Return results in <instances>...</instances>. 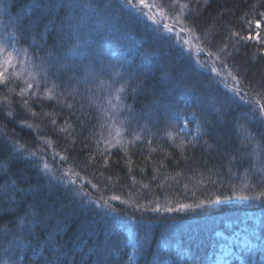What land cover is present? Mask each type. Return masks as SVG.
<instances>
[{
	"label": "trees",
	"instance_id": "trees-1",
	"mask_svg": "<svg viewBox=\"0 0 264 264\" xmlns=\"http://www.w3.org/2000/svg\"><path fill=\"white\" fill-rule=\"evenodd\" d=\"M135 2L138 3V0ZM145 2L151 7L136 12L127 7L122 0H114V3L119 5L115 10V16L120 21L122 31L133 38L131 43L139 46V53L126 61L120 70L127 84L126 91L122 94L125 103L131 105L139 116L155 97L164 95L165 90L175 83L176 77L180 74H186L191 83L198 85L195 88L197 94H210L218 85L219 94L216 99L222 100L224 93L227 92L224 81L211 72L213 67L221 71V66L214 58L210 59L207 52L213 50L211 44L222 38L226 39L231 32H237L241 36L248 35L250 24L253 35L259 31L260 36L264 37V24L259 30L255 28L257 19H264L259 16L264 12V7L259 6L264 0H208L207 4L204 0H199L200 12L207 21L201 26L200 31L195 33L196 37L201 38L199 40L187 30L181 33V25L177 20L165 19L166 16H170L168 9L165 7L162 11L160 7H155L165 0ZM5 3L9 6V14L19 18L17 24L19 31L16 28L11 29L20 38L17 47H36L32 44L33 35L40 43L47 41L48 46L52 44L54 33L51 27L46 30V25L49 20L58 22L64 15L59 7H52L54 0H0V5ZM179 3L187 4L194 9L196 0H179ZM187 11L188 9H185V12ZM171 15H175V12ZM148 16L155 17L161 23L153 24ZM5 19L7 17L0 10V25ZM165 23L171 27V33L164 29ZM40 33H44V36L41 37ZM112 40L113 38L109 36L105 42L106 58L116 61L111 52L120 47H116ZM186 40L187 44L184 43ZM201 47L204 53L198 55L197 49ZM260 47L261 45L256 42H248L246 45L242 44L235 55V63L243 66L249 77L255 76L257 81L264 73V59L257 57ZM39 54L43 55L42 52ZM197 59L201 64H196ZM228 63L232 64L233 61L229 60ZM16 71H20L19 67ZM222 75L227 73L223 72ZM26 78V76L19 80L13 78L12 84L7 87L0 86V197L7 196V199L0 200V204L5 209H10L13 205L8 200L19 201V211L0 213V232L10 229L14 222L19 227L25 203L33 200L40 205L41 216L48 210V205H53L57 210L63 205V210L59 212L63 219V231L59 239L67 252L65 264H80L81 260L84 264H93L96 257L90 253V249L100 245L109 232L114 234L113 239H119L122 246L125 245V229L130 223L129 217L139 222L135 228L136 238L143 239L145 235L149 238L147 254L138 257V264H145V261L152 258L162 235L166 237L173 255L177 246L186 253L181 264H209V254L216 241L215 231L225 230L227 221H236L234 225H238L247 220L248 224L264 232V199L244 201L221 198L218 202L205 203L200 208H189L185 211L135 210L136 203L148 209L155 208L157 204L176 209L180 204L194 205L209 199L215 201L217 195L231 196L233 191L247 195L259 192L258 188L254 191L249 190L254 176L264 178V159L257 150L259 134L264 133V123L256 122L261 120L258 111L254 120L240 119L236 122L235 128H232L230 124L218 125V117L213 109L210 112L211 126L202 128L200 132L202 138L191 145H185L183 153L165 136L162 124L157 126L161 128L159 133L151 127L142 131L141 126L145 123L142 118L133 122L131 128L128 124L117 125L121 132V137L117 139L128 145L127 155L124 149L113 147L107 153L109 166L105 171L103 165L105 145L96 144L102 130L94 118L87 116L85 104L82 109L85 115L81 119H87L88 122L80 132L69 137L74 145L70 150L71 156L76 157L79 154L77 163H80V167L75 168V171L85 180L99 183L101 189L106 188L105 198L119 195L127 204L133 205L128 207L118 201L111 202L120 213L122 223L117 225L113 222V213L98 206V203L88 202L89 198L71 197L69 187L60 183L58 179L53 180L51 175L42 171L43 164L38 162L40 157L44 162H54L53 168L61 172L69 171L72 165L71 159L61 162L59 155L53 154L69 155V152L61 151L63 141H57L50 123L46 127L45 121L40 117L41 110L53 114L60 112L58 118L53 115V118L58 119L59 128L65 125L68 110L63 108L61 111L62 106H57V101L47 99L41 104L33 98L34 102L30 107L23 106L16 95L19 92L16 85L19 83L23 87V79ZM53 83L59 84L55 92H60L66 87V82L60 81H50L47 87L52 88ZM228 83L231 84V81ZM115 87H120V83ZM34 91L42 98L45 96L42 89ZM248 94L252 96V102L245 104L235 99L231 105L232 115L244 113L248 116L250 108L258 110L259 105L255 103L257 99L264 104V98L252 93L251 90ZM228 97L231 98V93H228ZM66 98L70 103L75 102L76 110H81L80 97H76L75 101L71 97ZM187 111L196 109L193 107ZM9 112L12 113L11 116L7 115ZM71 119L75 120L76 117L73 116ZM29 124L33 126L31 129L27 127ZM77 127L79 128V125ZM193 127L195 128L194 124L189 125L190 133L195 134ZM93 129L95 136L92 134ZM132 129H135L143 139L129 143L133 140ZM109 131L115 136V129L103 131V136L107 137ZM149 132L156 134L149 135ZM205 132L208 134H204ZM245 135L250 138L257 137L252 139L246 148L243 147ZM85 137H88L87 148L84 145ZM189 138L191 139V136ZM46 140L51 144L46 146ZM33 152L37 155H31ZM249 156L251 165L248 161ZM82 161H87L91 165L87 172L81 171L84 167ZM13 182L16 188H10ZM83 182L78 181L76 187ZM87 187L93 192L91 199H96L95 190L91 189L90 184ZM249 211L260 214L258 223H255ZM54 222L55 217L50 226ZM129 249L130 247L125 248L124 252L129 253ZM243 255L244 259H247L246 252ZM259 257L258 253L257 258ZM122 259L127 261V264H137V261L128 260L127 255Z\"/></svg>",
	"mask_w": 264,
	"mask_h": 264
},
{
	"label": "snow or ice",
	"instance_id": "snow-or-ice-1",
	"mask_svg": "<svg viewBox=\"0 0 264 264\" xmlns=\"http://www.w3.org/2000/svg\"><path fill=\"white\" fill-rule=\"evenodd\" d=\"M126 3L127 7L141 12L142 8H150L151 6L145 0H122ZM207 4L208 0H204ZM264 7V3L259 5ZM53 8L59 7L64 15L59 21L49 20L46 25V30L51 27L54 33V39L50 46L47 41L40 43L35 35L32 36V44L36 47H16L20 38L16 32L11 29L16 28L18 24V17L9 14V6L7 3L0 5V10L3 11L4 16L7 17L0 25V86L7 87L14 82L13 78L17 80L26 76L23 79L24 86L21 87L17 83L19 92L16 95L20 98V102L25 107H30L31 103L38 100L43 104L44 99L49 101H57V106L67 108L68 116L65 117V125L57 128L58 117L60 112L45 113L43 110L40 112V117L45 121V126L50 123L51 131L57 141H63L62 152H69V155H59L61 162L72 160L69 171L61 172L59 169L53 168L54 162H44L43 158H38V162L43 164L42 171L51 175L53 180H59L70 189L71 197L79 196L89 198L88 202L98 203V206L104 208L106 211L113 213L114 224H121L120 213L117 208L112 205V201H118L121 204H126L128 207L133 205L127 204L126 200H122L119 195H112L105 198L104 192L107 189H101L99 183L92 180H85L81 177L75 168L80 167L79 154L76 157L71 156L70 150L74 148L70 136H74L80 132L87 124V119L82 120L81 117L85 115L82 111L84 105L87 104V116L94 118L99 125L101 137L96 140V144L103 143L104 170H108L109 160L107 153L113 147H119L125 150L127 155L128 145L122 143L118 137H121V132L117 125L123 126L128 124L131 128L133 122L138 118H142L145 123L141 126L142 131L148 130L150 127L156 129V133L161 131L158 125H163L165 136L175 143V146L183 153L185 145H191L195 141L202 138L200 135L202 128H208L212 124L210 112L215 109L218 125L230 124L235 128L236 122L240 119L249 120L255 119L257 111L261 117L257 123H264V104L259 99L255 101L259 105L258 110L250 108V113L246 116L244 113L232 115L231 105L235 99H239L245 104L252 102V96L249 95V90L261 98H264V73L260 75L259 81L255 76L249 77L247 70L243 66L235 63V55L239 47L248 42H256L261 45L257 57L264 59V37L260 36L259 31L254 35L251 33V24L249 25V34L245 36L239 35L237 32H231L226 39L222 38L215 44H211L213 49L207 52V56L211 59L214 58L221 66V71H217L216 67L211 69V72L216 76L221 77L224 81V87L227 92L224 93L222 100L218 101L216 96L219 94V86L211 93L197 94L195 88L198 86L188 80L186 74H180L176 77L175 83H172L169 88L165 90L164 95L155 97L147 109L137 116L136 110L131 105L125 103L123 93L126 91L127 84L121 74V69L124 67L126 61L132 56L139 53V46L131 43L132 37L123 32L121 29L120 21L115 16V10L119 5L114 3V0H54ZM160 7L161 10L166 7L170 16L165 19L172 18L177 20L181 27L180 31L183 33L187 30L197 40L201 39L196 37L195 33L200 31L201 26L206 24L207 21L200 12L199 0H196L195 8H190L187 4H180L179 0H165L164 3L155 5ZM185 9H188L185 12ZM175 12V15L171 13ZM146 15V14H145ZM264 17V12L259 14ZM148 19L153 24L159 25L160 20L155 19L153 16H148ZM264 24V19H257L255 28L259 30ZM164 29L171 33V27L165 23ZM12 37V48H9L7 37ZM43 37L44 33H40ZM111 36L112 42L116 47H123L124 52L116 61L106 58L105 42ZM185 44L188 43L186 40ZM223 45V46H221ZM31 48V51H30ZM43 53L40 55L39 53ZM198 55L204 53V49H197ZM111 55L115 56L116 53L112 52ZM257 57H253L256 59ZM232 60L233 63L229 64L228 61ZM196 64H201L197 59ZM19 67L20 71H16ZM226 72L227 75H222ZM231 81V84L228 81ZM52 81L66 82V87L60 92H55L59 84L53 83L52 88H48L47 84ZM120 83V87H115ZM211 89V83L209 84ZM34 89H42L45 96L42 98ZM136 89H133L135 91ZM15 91V89H10ZM231 93V98L228 97ZM247 96V100L245 97ZM66 97H71L73 101L76 97H80L81 110H76L75 102H68ZM195 107L196 111H187V109ZM11 116L12 113H7ZM35 115V113H33ZM53 115L57 118H53ZM75 116L76 119L71 118ZM194 124L195 134L188 131L189 125ZM79 125V128L77 127ZM139 126V125H138ZM29 129L33 126L27 125ZM115 129V136L112 132H108V136H103V131ZM156 133L149 132V135ZM65 134V135H61ZM93 136H95V129H93ZM204 134H208L205 132ZM133 140L129 143L140 141L143 137L132 129ZM191 136V139L189 138ZM245 144L247 147L252 142V139L257 137L244 136ZM178 141V143H176ZM50 141H45V145H50ZM84 145L88 147V137L84 138ZM55 147L56 145H52ZM27 150V149H25ZM156 151V149H151ZM257 150L262 159H264V133H260L258 137ZM31 155L36 156L37 153L33 152ZM187 159V157H185ZM249 164L251 165V156L248 157ZM84 167L81 171L87 172L91 167L87 161H82ZM95 179V177L93 178ZM83 180V184L76 187L77 182ZM95 190L96 199H91L93 192L88 189ZM31 187V186H30ZM10 188H16L15 182L10 185ZM51 190V186H49ZM260 189L254 195H247L243 192L236 193L233 191L231 196L217 195L215 201L209 199L201 201L200 203L189 205L180 204L178 208L164 207L157 204L155 208L148 209L144 205L136 203V211L151 210L154 212H173L185 211L189 208H200L205 203L211 204L218 202L221 198L239 199L244 201L249 200H262L264 199V178L258 176L253 177V184L249 185V190L254 191ZM7 199V196L0 197V200ZM13 205L10 209H5L0 204V213L5 211H19V201L12 199L8 200ZM40 205L35 200L28 201L24 205L23 216L20 218V226L17 227L14 222L10 229H5L0 232V264H65V256L67 255L65 245L60 242L59 236L63 231V219L60 217L59 212L63 210V205L59 210L55 209L53 205H48L43 216L39 214ZM127 215V212L124 213ZM53 217L55 222L51 223ZM14 217V221H15ZM129 225L127 227L128 240L127 244H121L119 239H113L114 234L109 232L103 242L90 249V253L96 257L93 264H127L122 257L127 255L128 260L137 261L138 257H143L147 254L149 246V238L147 235L143 239H137L135 228L139 222L129 217ZM236 221H230L225 224V227L232 228ZM240 232L244 233L243 241L239 244L241 251H245L247 259H241L240 251H234L233 246L237 244L240 237ZM240 232L234 233L231 237H225L224 233L216 232L215 235L226 240V243L219 245V251L216 254V264H234V261H239L240 264H264V232L259 228H249L247 220L244 221V227ZM46 233V235H45ZM250 237L255 239V243L250 240ZM130 247L133 249L131 253H125L124 249ZM173 250L169 248L168 241L162 235L159 241L156 252L152 253V258L145 261V264H181L186 253L180 249L179 246L175 247L174 255ZM260 254L259 259L257 254ZM80 264H84L81 260Z\"/></svg>",
	"mask_w": 264,
	"mask_h": 264
},
{
	"label": "rangeland",
	"instance_id": "rangeland-1",
	"mask_svg": "<svg viewBox=\"0 0 264 264\" xmlns=\"http://www.w3.org/2000/svg\"><path fill=\"white\" fill-rule=\"evenodd\" d=\"M7 42H8L9 48L11 49L12 48V37L11 36L7 37ZM16 47H17V45H16ZM112 52L116 53V55L113 56V57L116 60H118L120 58L121 54H123L124 48L120 47L119 49L113 50ZM193 130L195 131L194 127H193ZM188 131L191 132L190 129H188ZM248 213L253 217V219L255 220V223H258V220L260 218V214L252 212V211H249ZM227 222H230V221H227ZM247 226L249 228H253L254 227V226H252L251 224H248V223H247ZM127 227L125 229V233H126V242L125 243L126 244H127V240H128ZM242 227H244V223L238 224V225H233L232 228H227L226 227L225 230H216L215 233L219 231V232L224 233L225 237H231L234 233L240 232V229ZM243 236H244V233L240 232V237H239V239L237 241V244L233 246V250L234 251H240L241 259H244L243 253L245 252V251H241V249L239 248V244L242 243V241H243ZM250 240H252V242L255 243V239L254 238L250 237ZM226 242H227L226 240L216 236V241H215L214 248L211 250V252L209 254V264H216V254L219 251V245L221 243H226ZM132 251H133V249L130 248L129 249V253H131ZM234 264H240V262L239 261H234Z\"/></svg>",
	"mask_w": 264,
	"mask_h": 264
}]
</instances>
